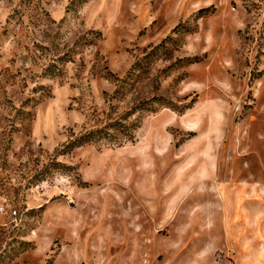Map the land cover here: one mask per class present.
<instances>
[{"label": "rangeland", "instance_id": "obj_1", "mask_svg": "<svg viewBox=\"0 0 264 264\" xmlns=\"http://www.w3.org/2000/svg\"><path fill=\"white\" fill-rule=\"evenodd\" d=\"M0 264H264V0H0Z\"/></svg>", "mask_w": 264, "mask_h": 264}, {"label": "trees", "instance_id": "obj_2", "mask_svg": "<svg viewBox=\"0 0 264 264\" xmlns=\"http://www.w3.org/2000/svg\"><path fill=\"white\" fill-rule=\"evenodd\" d=\"M103 130H97V131H91L84 135H81L80 137H77L73 139L67 146V149L70 151L75 147H80L84 144H89L91 142H94L102 135Z\"/></svg>", "mask_w": 264, "mask_h": 264}]
</instances>
